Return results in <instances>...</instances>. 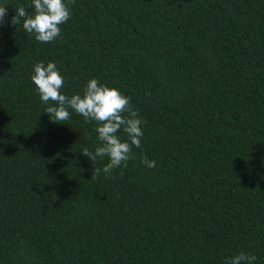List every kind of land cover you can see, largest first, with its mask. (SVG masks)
Wrapping results in <instances>:
<instances>
[{"label": "trees", "instance_id": "16d2710c", "mask_svg": "<svg viewBox=\"0 0 264 264\" xmlns=\"http://www.w3.org/2000/svg\"><path fill=\"white\" fill-rule=\"evenodd\" d=\"M31 4L0 0V264H264V0H75L49 43L11 24ZM41 61L131 98L136 159L92 179L97 125L50 120Z\"/></svg>", "mask_w": 264, "mask_h": 264}, {"label": "clouds", "instance_id": "9594fccd", "mask_svg": "<svg viewBox=\"0 0 264 264\" xmlns=\"http://www.w3.org/2000/svg\"><path fill=\"white\" fill-rule=\"evenodd\" d=\"M74 2L75 0H32L29 7L34 8V15H29L24 6H18L11 18V24L17 26L23 19V29L33 34L36 41L54 42L61 35L59 26L71 18L69 4ZM7 11V7L0 6V26L5 23ZM31 80L36 86L35 90L41 102L49 105L44 113L49 115L52 122L65 124L64 122L71 118V109L81 115L85 122L96 123L95 131L101 146L96 147L94 152L83 147L81 154L88 157L92 163L98 157H108L109 162L102 169L106 178L111 177L113 170L121 166L126 167L129 160L136 159L132 149L141 148L144 121L133 108L130 97L124 96L118 89L100 84L97 79L87 82L83 96L75 94L69 97L62 94L65 80L55 62L45 65L41 61L35 64ZM121 131L126 135V140H122L118 135ZM140 162L149 168L156 166V162L149 160L146 155L140 158ZM100 172L101 169L94 165L92 179L98 178ZM256 259L255 255L241 251L227 259L225 264H255Z\"/></svg>", "mask_w": 264, "mask_h": 264}]
</instances>
